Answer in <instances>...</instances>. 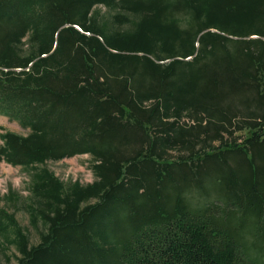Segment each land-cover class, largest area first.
<instances>
[{
	"label": "trees",
	"instance_id": "1",
	"mask_svg": "<svg viewBox=\"0 0 264 264\" xmlns=\"http://www.w3.org/2000/svg\"><path fill=\"white\" fill-rule=\"evenodd\" d=\"M0 113L17 264H264V0H0Z\"/></svg>",
	"mask_w": 264,
	"mask_h": 264
},
{
	"label": "rangeland",
	"instance_id": "2",
	"mask_svg": "<svg viewBox=\"0 0 264 264\" xmlns=\"http://www.w3.org/2000/svg\"><path fill=\"white\" fill-rule=\"evenodd\" d=\"M98 8H101L105 15L111 14V11L103 6H99ZM0 127L2 128L1 131L9 130L24 135L30 132V129L22 127L17 120L11 119L1 113ZM171 153L173 156H177L181 152L179 149H175ZM45 165L66 183L79 181L82 184H87L95 179L91 169L92 156L90 154H77L61 160H50ZM31 172L32 169L28 167L14 166L7 162H1L0 195H6L9 190H14L23 198H26L29 195L28 189L31 183ZM0 206L7 208L15 214L19 223L27 230L32 244L40 242L39 230L31 225L29 214L25 209L16 208L4 200L0 202ZM40 229H43V226H40ZM17 256H19V252L14 245H9L0 253L3 264H17Z\"/></svg>",
	"mask_w": 264,
	"mask_h": 264
}]
</instances>
